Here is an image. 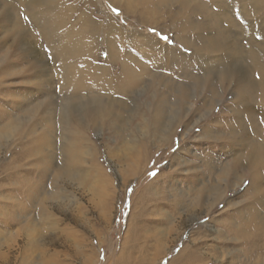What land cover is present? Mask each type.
<instances>
[{
  "label": "rangeland",
  "instance_id": "374dc122",
  "mask_svg": "<svg viewBox=\"0 0 264 264\" xmlns=\"http://www.w3.org/2000/svg\"><path fill=\"white\" fill-rule=\"evenodd\" d=\"M16 1L0 0V124L18 113L16 104L41 101L49 93L52 97L59 93L50 92L54 83L51 88L46 81L51 76L55 79L56 73L45 43L50 31L46 32L41 22L52 19L54 12H40L36 23L28 12L2 8ZM171 3L154 8V0H60L56 12L59 36L68 29L71 40L81 41L92 29L89 18L104 28L110 24L117 29L120 59L124 60L125 55L129 65L144 60L150 70L139 77V86L130 93L103 95L108 105L112 104L108 107L113 114L106 116L105 122L84 117L75 119V123L67 121L68 127L55 126L58 131L73 128L71 135L78 139L83 159V170L77 173L82 174L80 180L63 178L59 172L61 149L45 146L41 153H35L34 142L19 141L16 136L5 141L0 148V264H169L178 254L173 264L264 263V202L255 203L263 191L254 187L244 172L248 168L245 155L253 143L247 131V110L235 102L234 80L228 85L215 77L216 73L205 72L202 63L210 55L199 56L192 45L187 47L177 41L180 33L169 13L177 14L178 4ZM245 4L253 8L252 1L242 0V6ZM238 5L232 9L230 4L229 11L225 9L238 17V29H234L238 42L264 36V13L244 15ZM146 8L151 10L146 12ZM151 11L157 13L154 22L140 19V15L149 17ZM15 19L22 25L18 40L9 36ZM192 33L187 31L198 43ZM145 37L154 48L148 58H144L138 45L145 42ZM95 39L102 42L101 31L94 33L92 40ZM107 54L106 47L100 44L99 51L87 57L88 65L84 62L88 68L84 73L88 81L102 79L104 85L112 87L126 79L120 73L121 63L108 60ZM177 56L185 62L178 59L177 63L173 59ZM7 62H14L16 67L10 76L5 72L9 70ZM180 64L191 68L194 78L205 82L203 86L196 84L193 76L185 79L188 76L181 74ZM26 68L36 73L22 78L24 71L29 73ZM209 83H218L219 95L210 92ZM184 88L189 97L181 98L177 91ZM155 105L162 108L160 112L165 117H180L169 126V130L173 129L165 140L153 135L159 127H144V119H150L158 110ZM262 117L260 121L264 122ZM36 123L39 131L42 123ZM143 128L148 136L141 138L138 134ZM55 139L65 141L58 136ZM49 155H53L49 167L41 169L45 166L40 159L45 163ZM261 175L260 188L264 189V172ZM252 212L260 219L256 231L250 223ZM254 232L261 237H255ZM196 246V259L185 260L183 256L190 255ZM257 247L256 256L251 248Z\"/></svg>",
  "mask_w": 264,
  "mask_h": 264
},
{
  "label": "bare ground",
  "instance_id": "6f19581e",
  "mask_svg": "<svg viewBox=\"0 0 264 264\" xmlns=\"http://www.w3.org/2000/svg\"><path fill=\"white\" fill-rule=\"evenodd\" d=\"M251 1L253 2V8L250 5L246 6V4H245V7H244V5L242 6V0H237V2H236V0H221V1L220 0H154V6H155L154 8H157V7L162 6V5L164 6V5L170 4L171 2L177 3L178 4L177 5V14L178 15L177 14H171L170 15V13H169V17L172 20V25H174L175 28L179 31L178 33H180V35H176L177 41L179 43L184 44L187 47H191V45H192L193 51H195L196 53L198 52L197 55H199V56L203 55L204 53L207 55H210V57L208 59H206L207 58L206 57L205 58L206 61L204 63H202V64H205V68L207 70L205 72H207L208 74H210V73L215 74L216 73L215 77L221 78V82L224 81V82L228 83V85L231 84L232 80H234V82H233L234 87H235L234 96L236 98V99L235 98L234 99H235V102L239 106L243 105L242 108H244V110H247L246 111L247 116H248V120H246V122L248 121L247 122V131L251 133V136H252L251 138L253 141V143L248 148L247 155H245L246 162H247L246 164L248 165V168H246V170L244 172H245V174L249 175V178L251 179L253 186L254 187L256 186V188H259L260 191H263V192H261V197L255 199L256 204L257 203L261 204L264 202V189L260 188V186L262 184V178H263V176L261 174L264 172L263 171L264 170V131H263L264 122L260 121L262 115H264V36L261 34V37H259L258 39H255L254 36H251V40H250V37H248V40H249L248 42H243V43L238 42V38H237L238 35H236V34L234 35V29H238V26L236 24H237V22H239V20H238L237 15L235 14V12H232L231 14H229L230 13V12L228 13L229 9H227L228 8L227 6H230V4H231L232 9H235L234 8L235 4L236 5L239 4L238 7H239V9H241L242 14H244V15L253 14L255 16V15H258L260 12L264 13V10H262L264 8V0H251ZM251 1L249 0V2H251ZM59 3H60V0H22V1L17 0L15 4H13V3H9L7 5L4 4L2 7L6 10L14 9L17 13H19L20 11H24L26 13L28 12L27 14L33 20H35L36 23H37V21L38 22L40 21L39 15H38L40 12H42V13L47 12V11L48 12L49 11L54 12L52 19L50 18V20H45L44 22L43 21H41V22H42V24H44V26H45L44 29L46 28V30H47L46 32L50 31V36L48 35L45 43H46L47 50L51 53V60L53 62L52 64L54 65L53 70L55 69L54 71L56 73L55 79L51 76L46 81H47V83L50 84V87H51V84L54 83L55 87H53L52 91L50 90V92L54 91V93H55L56 90H59V93L56 94V97L55 96L52 97L51 93H49V94L47 93L48 98L46 99V97H45V99H43L41 101L33 102L34 100L33 101L26 100L27 102L25 104L24 103H21L19 105L16 104V107L18 108V113L17 114L13 113L12 116L9 114L10 116L7 118V121L5 122V120H4L5 123L0 124V148H2L5 141H7L8 139L10 140V138L12 139L16 136L19 141L22 139H26L25 140L26 142L27 141L34 142V145H32V146L35 147L34 148V152L36 151L35 153H41L43 151L42 148L45 146H47V148L52 147L54 150L56 149V151H57V148L61 149V151H60L61 153L60 152L59 153L62 157V159H60V160H62V161L59 162L60 164L58 165L59 166L58 167L59 172L61 173L63 178H65V177H67V178L77 177L76 179L80 180L82 174H80V176H78L79 174H77V173L78 172L81 173V171L83 170L82 167H80L81 163L83 162V159L79 153L81 149L79 150L77 148V144H76L77 141L76 140H78V139H75V137H72V135H71V134H73V132H72L73 128L72 129L68 128V130H62V131L59 130L60 131L59 132L55 128V126L56 125L58 126L60 124H67V121H69V120H71L73 122L75 121V119L80 121V119H83L84 117H88V118H90L91 121H95V122H97L98 119H100V121L105 122L106 121L105 119L107 118L106 116L109 117V115L112 114L109 110V107H108V106H111L112 104L108 105L109 100L104 99L103 95H106V93H107V96L115 95L114 93H116V95H121L123 93L127 94L129 92V90L134 88V86H139L140 81H141V79L139 77H141L143 74H147L150 69L145 64L144 60L143 61L137 60V61L133 62V64H132L134 66L133 67L132 65L128 64V59H126L124 54H122V55H124V60L120 59V57H119L120 52L117 51L118 46L116 45V42H117L116 30L117 29L115 28V26L111 27L110 24L109 25L106 24L108 26H106L107 28H104L101 26V24H99V22H96L93 19L89 18L90 26L92 29H90V32L88 33L89 35L86 34L83 38H81V41L80 40H75V41L71 40V39H73L72 37H70V36H72V32H71V30H68V29L65 30V33H66L65 35L59 36L56 32L57 27L59 25V22L57 21L59 19V17L56 14V12L58 11V8H59ZM225 9H227L228 11H226ZM150 10L151 9L146 8L145 11L147 12ZM156 14H157L156 12L151 11L149 17H142V15H140V19L154 22L157 19V17L155 16ZM197 17H199L200 19H198ZM48 18H49V15H48ZM41 19H42V16H41ZM43 19H45V18H43ZM260 21H261V23H263V20H261V18H260ZM9 26H10V24H9ZM21 26L22 25L20 24L18 19H15L14 24L11 27V30H9V36L14 35L13 38L18 37L17 40L20 37H22ZM99 31H101L102 35H103L102 42H98L96 39L92 40L94 33H95V35L96 34L98 35ZM187 31H190L191 33L193 32L192 34L196 37L198 43H196V41L193 40V38H191L192 36L189 37L187 35ZM46 32L44 34H46ZM25 33H26V31H25ZM188 34H189V32H188ZM247 36H248V34H245L244 38H247ZM88 37H89V40L87 42ZM145 38H144L145 42L141 41L138 45H140V48L143 49V52L145 54L144 58H148V57H151V55H149V52H151V50L153 51L154 48H153V46H151V43L148 41V38L147 37H145ZM255 42L256 43L258 42V44H256ZM100 44H103L106 47V50L108 53L107 54L108 60H111L112 62L119 61L121 63L120 73L126 79L125 81H123V82L119 81V78H120L119 77L118 78L119 82H117V84H115L112 87H108L107 85H104L106 83L102 82V79H99V80L96 79V81H92V82L88 81L90 79L86 78L87 77V76H85L86 73H84V72L88 71V68L85 69V67L88 65L86 62V59H87V57L93 56L97 51H99V45ZM173 56H175V55H173ZM179 57H181V56L174 57L173 59L175 61H177V63H178V59H181ZM197 57L198 56H196V58ZM197 60H198V58H197ZM182 61L185 62L184 60H182ZM84 62H86L87 65H85ZM186 63H189V62H186ZM185 64L184 65L180 64V66H178L180 72L181 71L183 72L181 74H183V75L185 74V76L186 75L188 76V77H185V76H182V77H185V79H186V78H189V76H190V78L193 76L192 78L195 80L194 82L201 86L204 81L202 82L201 79L194 78L195 77L194 71L190 70L191 68L189 69V67L185 66ZM8 65H9V67H8L9 72L6 70H5V72H6L7 76H10L15 71L16 67H14L15 66L14 62H9ZM32 68H34V67L32 66ZM26 70L29 73L26 74V72L24 71L23 74L21 75L22 78H25L28 75H32L33 73H36V70H33V69L31 70L30 68H28V69L26 68ZM39 71H41V70H39ZM180 72H178V73H180ZM160 80H161V78H160ZM214 80H216V78ZM23 81L24 80H21L20 82H23ZM120 82H122V83H120ZM214 82H216V81H214ZM218 83H212V84L209 83L211 93L219 95V88L217 86ZM179 84L181 86L182 82H180ZM194 84H193V86H194ZM149 85H150V83H149ZM169 85L170 84H168V86ZM184 87H186V86H184ZM234 87H233V89H234ZM157 91H158V89H157ZM176 91L174 92V94L176 93ZM111 92L113 94H110ZM177 94H179V97L183 98L185 95L189 94V91L184 88V89L178 90ZM188 97H189V95H188ZM212 99H214V98H212ZM120 101H123V100H120ZM155 101H153V102H155ZM253 101L255 102V105H251L252 104L251 102H253ZM110 103H112V102H110ZM122 103L124 104V102H122ZM157 103L159 105L160 102L158 101ZM173 103H175V102H173ZM10 106H11V104H10ZM155 106L157 107V105H155ZM176 106H178V105H176ZM169 107H171V106H169ZM8 109H11V108H8ZM110 109L112 110L113 107ZM160 109L162 110V108H160ZM160 109L158 108V110L156 109L157 111L155 110V112H152L150 119H147V118L144 119V127L147 124H149L152 127V129L159 127L158 131L153 132V135L157 137V140H165L167 138V134L168 133L170 134L171 130L173 129V127H172V129L169 130L168 129L169 126L172 125L173 122H176L177 120H179L180 117H178L177 114L175 116H171V117L166 116L165 117V116L161 115ZM153 111H154V109H153ZM76 112H79V114L78 113L76 114ZM162 112H163V110H162ZM232 112H233V110H232ZM242 112H243V110H242ZM238 115L241 116L240 112ZM6 116H7V113H6ZM236 116L237 115H235V117ZM239 116H237V117H239ZM224 117H225V115H224ZM110 119H112V118L110 117ZM113 119H115V118H113ZM218 119H220V118H218ZM85 120H87V118ZM115 120H117V119H115ZM197 120H202V119H200V117H198ZM38 121H40L42 123L39 131H37V128L39 129V127H36L37 126L36 122H38ZM239 121H241V120H239ZM240 125L242 126V124H240ZM23 127H24V129H23ZM67 127H68V124H67ZM74 127H75V125H74ZM65 128H66V126H65ZM60 129H61V127H60ZM40 131H42V132L39 133ZM151 131H153V130H151ZM76 132H77V130H76ZM74 133H75V131H74ZM146 134H147V131L145 132V129L143 128V132H140V134H138V136H141V138H144V137L148 136ZM212 134L214 136V133H212ZM219 135H221V132ZM57 136L61 137L65 141H63V142H61L59 140L57 141L55 139V137H57ZM138 136H136V137H138ZM151 136H152V134H151ZM221 137H219V138H221ZM135 140H136V138H135ZM125 141H127V140L125 139ZM131 141H134V140L132 139ZM26 144H29V143H26ZM30 146H31V144H30ZM30 146H28V148H30ZM23 147H24V145H23ZM47 148H45V149H47ZM28 151H30V150L28 149ZM50 154H53V150H52V153L50 152ZM26 155H28V154H26ZM48 157H49L48 158L49 161L46 160L47 162H45V163H44L45 160H43V158L41 157L42 158V159H40L41 163H43V165L45 166V167H40L41 169L49 167L47 164H49V162H51L53 155H49ZM57 157L59 158V156H57ZM44 159H46V158H44ZM232 160H234V159H232ZM238 160H239V158H238ZM242 161H244V160H242ZM236 163H238V162L236 161ZM50 164L52 165V163H50ZM228 170H229V168H228ZM30 173H32V170ZM225 173H226V171H225ZM252 184H251V186H252ZM215 188H213V189H215ZM202 199H203V197H202ZM218 199L219 198H217V200ZM196 201H197V199H196ZM199 201H200V199H199ZM206 209H207V207H206ZM47 218H49V216ZM250 220H251L250 223L252 222L251 226H253V228H254L253 231H256L257 227H258L257 224L260 223L259 217L255 213L252 212V217ZM259 234L260 233L254 232L253 235L256 237V236H259ZM259 237H261V236H259ZM262 237H264V236H262ZM246 239L249 240L250 237H248ZM193 240H195V239L193 238L192 242H193ZM256 240H257V238H256ZM197 249H198V246H196L194 248L195 251L192 250L193 252L191 251L189 253L190 255H185V256H183V258L185 260L196 259V256L198 255L196 253ZM251 250H252V252H254L253 253L254 255H256V256L258 255V252H259L258 247H257V249L251 248ZM179 257H180V255L178 254L174 258V261L179 259ZM174 261H172V262L170 261L169 264H173Z\"/></svg>",
  "mask_w": 264,
  "mask_h": 264
}]
</instances>
